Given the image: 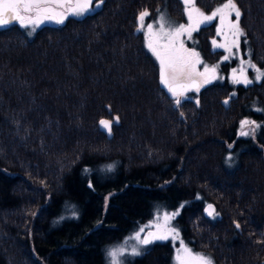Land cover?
Listing matches in <instances>:
<instances>
[{"label": "trees", "instance_id": "1", "mask_svg": "<svg viewBox=\"0 0 264 264\" xmlns=\"http://www.w3.org/2000/svg\"><path fill=\"white\" fill-rule=\"evenodd\" d=\"M235 2L242 51L264 68V0ZM182 6L104 0L62 25L0 28V264H110L111 248L169 211L213 264H264V77H226L175 105L137 20L162 9L179 22ZM212 32L195 39L214 62ZM117 116L109 135L99 121ZM244 118L260 125L254 137L239 135ZM173 253L160 241L128 264Z\"/></svg>", "mask_w": 264, "mask_h": 264}, {"label": "snow or ice", "instance_id": "2", "mask_svg": "<svg viewBox=\"0 0 264 264\" xmlns=\"http://www.w3.org/2000/svg\"><path fill=\"white\" fill-rule=\"evenodd\" d=\"M104 0H0V28L7 27L13 23H18L22 28H29L34 32L36 28L45 22H55L56 24H64L69 16L85 17L94 13ZM183 11L187 15V24L175 25L164 14H160L157 24H145V18L150 13L145 10L139 13L137 31L145 32L147 38V47L160 64V81L167 88L168 92L174 98L175 105L181 104V98L192 90L199 92L200 88L206 84H211L217 79L216 66L209 68L205 65L203 72L196 71V65L203 63L199 53L184 47V42L180 38L187 35L188 39L192 38V33L198 31L200 25L210 23L213 19L219 17L220 28L217 29L219 34L223 29L227 28L232 39L230 44H217L215 40L212 44L215 47L225 48L229 55H238L240 50V38L246 33L240 27L241 10L235 0H226L221 6L217 7L211 14L204 13L196 6V0H182ZM235 19H232V17ZM246 42V41H245ZM233 49L236 52H233ZM229 56H225L224 60H228ZM241 68L239 75L233 69V83L249 85L253 83L246 75L245 64L249 68L256 70L255 80L259 81L264 77V71L256 68L250 60L243 58L240 60ZM198 103V101H197ZM225 104L228 100L224 101ZM119 117L112 120L101 119L100 126L111 134L113 123H118ZM241 128L249 126V131H241V136H249L254 134L256 128L260 125L255 121L242 120ZM231 147V145H229ZM231 160V157H228ZM111 168V166H109ZM182 207V206H181ZM208 215L212 216L214 209L212 205H208ZM179 215V212L171 214L165 213L163 216L164 224L157 225L155 232L141 228L131 237L135 241V245L130 251L127 248V241L123 246L113 247L107 252L110 258V264H124L120 258L126 254L131 256H140L146 249V246L156 241H166L170 237L175 239L179 233L176 228L170 226V221ZM63 219V217H61ZM240 227L239 224L236 225ZM141 233H145L143 236ZM181 250L183 255L178 252L177 260L179 264H213L212 259L201 254L193 255L191 250L184 247L181 241Z\"/></svg>", "mask_w": 264, "mask_h": 264}, {"label": "rangeland", "instance_id": "3", "mask_svg": "<svg viewBox=\"0 0 264 264\" xmlns=\"http://www.w3.org/2000/svg\"><path fill=\"white\" fill-rule=\"evenodd\" d=\"M182 2V0H181ZM226 2V1H225ZM222 4H218V5H215V7L212 8V10L210 11H207V10H202L197 4L196 6L198 8H200L204 13L206 14H211L217 7L221 6ZM182 13H183V18H181V20L179 22L175 21L173 18L170 19L168 17V14L166 13V11L164 10H160L159 13L156 15V16H150V18H145V24H153L154 25V30H155V26L157 24V21H158V17L160 14H164L170 21L174 22L175 25H179V24H187L188 23V20H187V15L186 13H184L183 11V6H182ZM232 19H235V17L233 16ZM44 24H56L55 22H45ZM41 26V25H40ZM205 26H210L212 28V30L214 32H212V36H210V42H211V49L212 51L215 53L216 52V56H219L217 57V60L214 61V62H211V61H208L206 60L202 53L200 52V50L197 48V43H196V39H195V34L201 30L202 28H204ZM240 27H241V24H240ZM31 29V27H29ZM220 28V20H219V17L213 19L210 23H207V24H202L200 25V28L198 31H195L192 33V38L191 39H188L187 35L185 34L184 36H182L180 39L183 40L184 42V47L189 49V50H194L195 52H198L199 53V56H200V59L203 61V63H200V64H197L196 65V71L197 72H203L204 71V68H205V65H207L209 68L213 67V66H216V76H217V79L213 80L212 83H215V82H218V81H223L226 77L228 79V81H230L231 83H233V69H235L237 71V75H239V70L241 68V63H240V60L241 58H243L244 60L248 61L250 60L252 64H254L256 66V68L260 69L261 71H264V68L263 67H260L257 63L253 62L250 58V56H248L247 54H244V52L242 51V48H241V38H240V50H239V54L238 55H229V53L226 51L225 48H219V47H215L213 44H212V41L215 40L217 42V44H225L226 46L228 44H230L231 42V35L230 33H228V30L227 28L223 29L219 34L217 33V29ZM242 28V27H241ZM147 31V28H145L143 31H141V34H143V39H144V43L145 45H147V38H146V35H145V32ZM148 48V47H147ZM149 50V49H148ZM233 52H236L235 49H233ZM152 54V53H151ZM225 56H229V59L228 60H224V57ZM159 62V61H158ZM225 64L226 65V69L227 71L225 73H223L222 71V65ZM160 65V64H159ZM245 69H246V75L248 76L249 79H252L253 82L254 81H257L255 80V76H256V70L253 69V68H249L247 66V64H245L243 66ZM260 81V80H259ZM235 84V83H233ZM163 85V84H162ZM236 85H240V84H236ZM244 85V84H243ZM251 85V84H249ZM164 86V85H163ZM206 85H204L203 87H201L200 89L206 87ZM245 86H248V85H245ZM200 91V90H199ZM191 93H194V94H197V92L195 90H192V91H189L186 93V96L185 97H182L181 100H185L186 98H191L190 97V94ZM242 120H249V121H255L254 119H250V118H244ZM241 120V121H242ZM256 122V121H255ZM257 124V123H256ZM240 128H241V125H240ZM249 131L250 128L249 126H245L243 129L241 128L240 129V132L241 131ZM240 132H239V135H240ZM255 133V132H254ZM252 137H254V134L251 135ZM264 155V153H263ZM174 211H169V212H164L162 214H160L157 219L155 220H152V221H148V223L142 225L138 231L143 228L145 229V232L148 230V228H151L154 230V232L157 230V225H163L164 224V220H163V216L165 213H173ZM173 220V219H172ZM172 220L170 221V226L171 227H174L172 225ZM137 231V232H138ZM136 234V232L134 234H132L129 238H127V248H128V251H130L131 247L135 245V241L134 240H131L130 238L133 237L134 235ZM145 233H141V235L143 236ZM172 242L173 244V250H174V253H173V257H172V264H179V261L177 260V254L178 252H180L181 255H183L182 253V250H181V241H183V245L184 247L188 248L191 250L192 254L193 255H196V254H201V255H204V256H208L207 254H203L202 252H196L194 250H192L188 245L187 243L185 242L184 239H182L180 237V235H178L175 239H172L171 237L168 239ZM166 240V241H168ZM154 243H160V241H156ZM124 243L120 246H123ZM136 256H131V255H128L126 254L125 256L121 257L120 259L124 261V264H128V261H131L133 258H135ZM213 262V261H212Z\"/></svg>", "mask_w": 264, "mask_h": 264}, {"label": "water", "instance_id": "4", "mask_svg": "<svg viewBox=\"0 0 264 264\" xmlns=\"http://www.w3.org/2000/svg\"><path fill=\"white\" fill-rule=\"evenodd\" d=\"M137 22H138V20H137ZM208 205H212V208L214 209V213L216 212V206L213 204V203H207V204H205V206H204V208H203V212H204V214L206 215V216H208V217H213V215L212 216H209L208 215ZM213 213V214H214ZM148 231H152V232H154V230L153 229H151V228H148V230L146 231V232H148ZM145 232V233H146ZM149 246V245H148Z\"/></svg>", "mask_w": 264, "mask_h": 264}]
</instances>
